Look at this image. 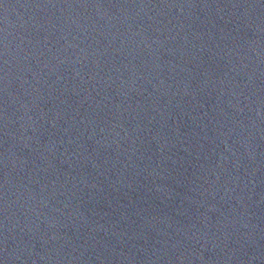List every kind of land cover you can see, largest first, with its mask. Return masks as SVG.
<instances>
[{
  "label": "water",
  "instance_id": "95a60500",
  "mask_svg": "<svg viewBox=\"0 0 264 264\" xmlns=\"http://www.w3.org/2000/svg\"><path fill=\"white\" fill-rule=\"evenodd\" d=\"M0 264H264V0H0Z\"/></svg>",
  "mask_w": 264,
  "mask_h": 264
}]
</instances>
